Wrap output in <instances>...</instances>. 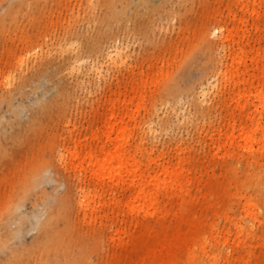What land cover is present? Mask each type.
<instances>
[{
  "label": "rangeland",
  "instance_id": "obj_1",
  "mask_svg": "<svg viewBox=\"0 0 264 264\" xmlns=\"http://www.w3.org/2000/svg\"><path fill=\"white\" fill-rule=\"evenodd\" d=\"M205 1L208 0L192 1L187 10L190 24L182 32L177 27L173 28L174 24L178 25V18L168 20L167 13H157L151 31L154 41L148 40L141 28L134 29L130 22L129 27L120 32L119 38L112 39L113 44L120 45L124 55V62L116 64L111 62L109 50L87 53V39L98 23L93 19L75 23L74 12L84 4V0H62L60 4L53 5L55 13L50 19L37 22V28L32 24L26 26L27 34L35 36L34 42L49 50L42 59L32 60L29 47L34 43L31 36L26 37L22 31L0 37V96L9 87H16L21 80H30L21 93L14 95L12 108L8 103L0 107V140L5 146V150H0V212L14 194L24 195L21 210L28 212L24 224L27 228L0 251V264H6L2 262L13 249L20 251L17 264H113L112 259L121 248L115 224L126 219V200L132 191L120 192L122 202L115 209L109 204L113 184L103 197L105 208H96L97 201L81 203L83 194L99 184L89 182L90 175L86 176L72 166L68 148L83 140L82 149L86 151L85 139H93L91 132L102 125L112 101L117 100L120 93L128 96V102L118 109L130 113L125 119L126 124L142 126L143 121L150 118L154 128L152 133L144 136L139 125L140 129L134 130L133 138L140 141L144 136L145 144L155 153L163 147L173 152L181 151L187 167L191 168L185 193L170 198V206L182 207L196 221L205 218L209 223H217L220 229L234 231L235 225L225 215L214 211L215 207L218 210L228 208L230 215L242 220L245 226L254 223L243 210V205L252 194L261 190L252 179L257 172L263 171L264 157L253 160L251 153L243 147H226L217 151V139L212 138V134L226 127L230 110L233 112L231 117L235 116L238 123H250L252 116H261V124L264 125V103L254 100L245 109L252 113L242 115L239 109L234 110L235 103L230 101L229 93L221 99L219 96L206 99L200 94L199 82L204 66L181 71L192 40L201 28L215 23V17L209 12L214 2L210 0L206 5ZM258 1L264 8V0ZM74 23L73 29L71 24ZM261 23L264 24V19L260 26ZM248 26L250 37L245 39L246 47L250 48L249 39L252 45L264 51V38H256L252 16L248 18ZM60 37L71 42L72 48L62 52L58 45ZM71 58L76 63L75 68L69 64ZM46 59L49 60L45 62L47 68H44L42 60ZM117 74L121 80H114ZM130 74L137 80H128ZM8 80L16 81L6 85ZM170 82L173 90L167 93L165 86ZM256 89L264 92V73L256 78L255 92ZM60 101L67 103L60 106ZM46 102H51L56 110L37 121L36 115ZM206 106L209 110L202 114L200 110ZM205 120L212 121L211 127H202ZM27 124H31V128L26 131ZM18 131L24 134L22 142L4 135ZM98 134L102 139V132L98 131ZM48 164L52 165L53 179L45 181L41 188L25 193L24 190H28L26 186L30 184L27 180L31 181L34 170ZM84 183L86 189L81 192L80 186ZM70 184L74 196L66 203L63 194ZM212 191L217 195L211 200L206 199L204 193ZM45 210L46 215L55 214L53 225L56 224L58 234L66 235L65 247L44 250L43 245L37 246L40 240L37 218ZM151 221L155 222V216ZM166 221L172 232L178 217L168 213ZM188 228V220H183L182 229ZM209 233V226L201 228L203 236ZM244 233L248 234V231L244 229ZM248 235L252 242L249 249L255 252V262L264 252V241L257 240L264 235V230L255 225ZM121 236L127 238V234ZM31 247H39L42 252L33 253L36 248L26 251ZM226 247L219 242L216 250ZM204 262L212 264L208 259ZM218 264L233 263L219 261Z\"/></svg>",
  "mask_w": 264,
  "mask_h": 264
},
{
  "label": "bare ground",
  "instance_id": "obj_2",
  "mask_svg": "<svg viewBox=\"0 0 264 264\" xmlns=\"http://www.w3.org/2000/svg\"><path fill=\"white\" fill-rule=\"evenodd\" d=\"M192 1L84 0V4L74 12V21L76 23L93 19L98 23L87 39L86 51L93 53L109 50L107 52L111 62L116 64L118 61L124 62V55L120 45L113 44L112 39L119 38L120 32L127 29L130 22L133 23L134 29L141 28L145 31L147 39L154 41L151 31L155 16L157 13L164 12L168 14V20L179 19L178 25L174 24L173 28L177 27L178 31L182 32L190 24L187 10ZM209 1H205L206 5ZM61 2L62 0H0V37L11 36L18 30L22 31L26 37H30L31 35L25 31L26 26L32 24L37 28V22L50 19V16L55 13L52 9L53 5ZM212 2L214 6L209 12L215 17V23L208 28H201L192 40L181 71L189 67L204 66L199 82L200 94L206 99L218 96L221 99L224 94L229 93L230 101L235 103L234 110L237 108L242 115H248L252 112L245 109L251 102L258 99L264 103V92L258 89L254 91L256 78L264 73V51L260 50L261 47L252 45L249 39L250 48L245 45V39L250 37L248 18L250 16L254 18L256 38H264V24L259 25L264 19V8L258 0H213ZM175 3L178 5H174ZM75 23L71 24L73 29ZM34 37H30L34 44L29 47L33 61L42 59L49 52L41 43H35ZM58 45L62 52L73 46L71 42L65 41L64 37L59 38ZM82 57L84 58L85 55ZM48 60H42L44 68H47L45 62ZM69 64L73 68L76 67L72 58ZM98 72L102 73V70ZM103 76L101 74V77ZM134 76L130 74L128 80H137ZM114 80H121L118 74ZM14 81L16 80H8L6 85H11ZM29 82L30 80L25 79L21 80L16 87H9L7 92L0 96V107L8 103L12 108L14 95L21 93ZM172 90L170 82V85L165 86V92L171 93ZM62 99L65 101L64 98ZM124 102H128V96L121 93L117 100L112 101L102 125L91 132L93 139L90 140L91 137L85 139L86 151L82 149L83 140H79L73 147L68 148L72 166L80 169L86 176L90 175L89 182L99 184L83 194L81 203L97 201L96 208H105L106 202H103V197L113 184L109 204L115 209L122 202L119 197L120 192L132 191L126 200L128 206L126 219L122 220L124 222L115 224V234H120L118 243L121 248L113 257L112 263L205 264L204 261L208 259L212 264H218L219 261L233 264H264V252L262 256L256 257L255 262L253 261L255 252L249 249L252 242L248 238L249 230L255 225L264 230V169L257 172L252 179L261 190L252 194L243 205V210L254 221L252 225L245 226L242 220L230 215L228 208L218 210L215 207L214 211L225 215L235 225L234 231L230 228L220 229L217 223H209L205 218L198 221L191 219L186 213L187 210L180 206L172 207L168 203L174 195L183 196L186 190V179L189 177L191 168L187 167L184 154L181 151L173 152L168 147L160 148L155 153L147 147L144 136L154 131L150 118L145 119L142 126L139 124L144 136L140 141L135 140L133 132L140 129V126L130 127L126 124L125 119L130 113L118 110ZM60 103V106H64L67 102L60 101ZM117 103H119L118 107H116ZM208 106L200 110L202 114L208 112ZM228 106H230L229 103ZM55 107L51 102H46L35 119L40 121L46 114L53 113L56 110ZM155 108L154 106L153 110ZM232 113L231 110L228 111L226 127L212 134V138L217 139V151H222L226 147H230L229 149L243 147L251 153L253 160H257L260 156L264 157V125L261 124V116L258 118L252 116L250 123L244 121L238 123L235 116L231 117ZM211 122V120H205L201 125L206 129L211 127ZM30 128L31 124H27L25 129L27 131ZM98 131L102 132V139ZM4 135L11 136L14 141L19 142H22L24 137L20 131ZM0 150H5L1 140ZM51 167L52 165L48 164L35 169L31 175V181L27 180L30 183L26 186L28 190L25 189L24 192L28 193L41 188L45 181L53 179ZM85 185L86 183L80 186L81 192L86 189ZM216 195V191L204 193V197L209 200ZM73 196V188L70 184L65 188L64 202L68 203ZM23 198L22 194L12 195L0 212L2 227L0 251L8 246L10 240L21 235L27 228L24 224L28 212L21 210ZM46 212L47 210L37 218L36 224L40 236L37 246L43 245L44 250L65 247L66 235L58 234L56 224L53 225L55 214L46 215ZM117 213L119 214V211ZM142 213L144 215L140 218ZM168 213L178 217L172 232L169 231L171 225L166 221ZM152 216H155V222L151 221ZM183 220H188L189 228L186 230L182 229ZM206 226H209L210 233L208 236H203L201 228ZM244 229L248 231V234L244 233ZM122 234H127V238H123ZM257 240L264 241V235ZM219 242L227 247L216 250ZM242 246L246 248L243 249ZM35 248L37 250L33 253L42 252L39 247H31L26 251H32ZM9 253L2 263L17 264L20 251L13 249Z\"/></svg>",
  "mask_w": 264,
  "mask_h": 264
}]
</instances>
